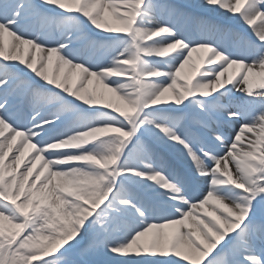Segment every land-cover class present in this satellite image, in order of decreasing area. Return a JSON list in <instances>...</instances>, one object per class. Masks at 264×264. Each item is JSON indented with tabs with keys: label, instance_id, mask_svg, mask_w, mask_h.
Instances as JSON below:
<instances>
[{
	"label": "snow or ice",
	"instance_id": "snow-or-ice-1",
	"mask_svg": "<svg viewBox=\"0 0 264 264\" xmlns=\"http://www.w3.org/2000/svg\"><path fill=\"white\" fill-rule=\"evenodd\" d=\"M0 264H264V0H0Z\"/></svg>",
	"mask_w": 264,
	"mask_h": 264
},
{
	"label": "bare ground",
	"instance_id": "bare-ground-1",
	"mask_svg": "<svg viewBox=\"0 0 264 264\" xmlns=\"http://www.w3.org/2000/svg\"><path fill=\"white\" fill-rule=\"evenodd\" d=\"M190 0H185V2H189ZM195 1V0H194ZM196 1H198L199 2V0H196ZM195 55L196 54H194V57H195ZM190 70H189V68H188V66H186V68H185V73H188Z\"/></svg>",
	"mask_w": 264,
	"mask_h": 264
}]
</instances>
